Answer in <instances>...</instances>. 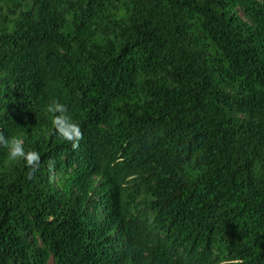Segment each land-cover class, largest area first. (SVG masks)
<instances>
[{
    "label": "trees",
    "instance_id": "trees-1",
    "mask_svg": "<svg viewBox=\"0 0 264 264\" xmlns=\"http://www.w3.org/2000/svg\"><path fill=\"white\" fill-rule=\"evenodd\" d=\"M0 131V264H264V0H0Z\"/></svg>",
    "mask_w": 264,
    "mask_h": 264
},
{
    "label": "clouds",
    "instance_id": "clouds-1",
    "mask_svg": "<svg viewBox=\"0 0 264 264\" xmlns=\"http://www.w3.org/2000/svg\"><path fill=\"white\" fill-rule=\"evenodd\" d=\"M47 112L52 114L51 123L55 132L61 139L71 144L75 150L79 147V142L83 139V133L78 122L69 115V108L58 99H51L47 105ZM0 147L7 150L10 161L23 160L29 169V178L34 176L40 167V153L35 150H25L24 139L20 135H5L0 131ZM51 162L49 167L51 168ZM224 264H244L242 259H230Z\"/></svg>",
    "mask_w": 264,
    "mask_h": 264
}]
</instances>
